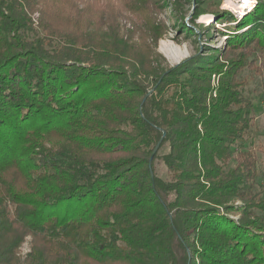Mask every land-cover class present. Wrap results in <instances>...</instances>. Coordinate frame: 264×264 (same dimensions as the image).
<instances>
[{
    "label": "trees",
    "instance_id": "trees-1",
    "mask_svg": "<svg viewBox=\"0 0 264 264\" xmlns=\"http://www.w3.org/2000/svg\"><path fill=\"white\" fill-rule=\"evenodd\" d=\"M167 7L0 0V264H264L260 165L245 144L254 105L240 77L264 85V0L221 32L222 49L174 67L153 50ZM206 13L233 18L210 4L193 17Z\"/></svg>",
    "mask_w": 264,
    "mask_h": 264
},
{
    "label": "rangeland",
    "instance_id": "rangeland-1",
    "mask_svg": "<svg viewBox=\"0 0 264 264\" xmlns=\"http://www.w3.org/2000/svg\"><path fill=\"white\" fill-rule=\"evenodd\" d=\"M177 2L182 8L175 11L172 3ZM168 7L157 15L158 21H163L167 27V31L156 42L157 45L153 48L150 39H147L149 45L153 48L154 52L161 55L167 65L173 66L179 64L187 57L203 51V47L210 49H222L225 41V36L221 32L234 30V20H240L243 16L252 11L256 5V0H167ZM248 3V4H246ZM207 4L215 6L219 11L227 12L233 18L218 22L215 20L213 14L206 13L193 17L194 8L196 5L204 7ZM80 5V4H79ZM245 6V7H244ZM247 6L250 7L247 10ZM241 9V10H240ZM39 13L35 12L30 15L31 27L39 32L38 29ZM132 14H126L119 19L121 34L124 39L127 38L126 31L133 28V23L136 22ZM138 20V19H137ZM140 22V20H138ZM186 31L191 29L192 34H187ZM33 33L28 31V38H33ZM134 41H138V33L135 34ZM168 52V53H167ZM175 57V58H174ZM241 78H245L248 85L245 89V96L250 99L254 105V120L246 139V146H250L256 153L259 166V176L256 182L255 191L260 192V198L264 199V85L260 78L248 70H243ZM217 78L212 76V83H216ZM250 144V145H249ZM167 152V146L164 145L159 150V155ZM155 174L158 177L166 178V171L160 159L154 163ZM264 216V213H262ZM29 252V238L27 237L19 249V256L24 259Z\"/></svg>",
    "mask_w": 264,
    "mask_h": 264
},
{
    "label": "water",
    "instance_id": "water-1",
    "mask_svg": "<svg viewBox=\"0 0 264 264\" xmlns=\"http://www.w3.org/2000/svg\"><path fill=\"white\" fill-rule=\"evenodd\" d=\"M163 136H164V133L162 134V137ZM159 143H160V141H158V143L156 144L155 149H154V152H156V150L158 149Z\"/></svg>",
    "mask_w": 264,
    "mask_h": 264
},
{
    "label": "built area",
    "instance_id": "built-area-1",
    "mask_svg": "<svg viewBox=\"0 0 264 264\" xmlns=\"http://www.w3.org/2000/svg\"><path fill=\"white\" fill-rule=\"evenodd\" d=\"M246 4H248V3H246ZM244 7H245V6H244ZM246 8H247V10H249V9H250V7H249V6H247Z\"/></svg>",
    "mask_w": 264,
    "mask_h": 264
},
{
    "label": "bare ground",
    "instance_id": "bare-ground-1",
    "mask_svg": "<svg viewBox=\"0 0 264 264\" xmlns=\"http://www.w3.org/2000/svg\"><path fill=\"white\" fill-rule=\"evenodd\" d=\"M241 10V9H240ZM168 53V52H167ZM175 58V57H174Z\"/></svg>",
    "mask_w": 264,
    "mask_h": 264
}]
</instances>
